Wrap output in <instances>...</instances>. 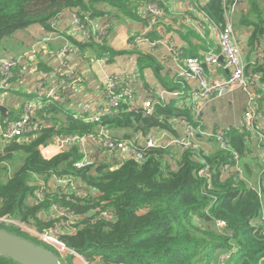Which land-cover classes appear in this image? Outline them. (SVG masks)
<instances>
[{
    "label": "trees",
    "instance_id": "1",
    "mask_svg": "<svg viewBox=\"0 0 264 264\" xmlns=\"http://www.w3.org/2000/svg\"><path fill=\"white\" fill-rule=\"evenodd\" d=\"M136 1L0 0V43L4 37L35 25L42 26L48 33H58L53 23L59 22L67 10H77L80 16L87 15L95 23L98 17L107 15L99 9L100 4H107L120 15L142 20ZM224 10V0H199L189 15L199 22L204 13L213 25L223 30L226 27ZM238 10L239 25L251 31L248 46L252 51L259 49L252 73L259 76L262 83L252 79L246 64L248 77L259 86L264 84V0H244ZM184 28L201 38L194 30ZM106 31L108 33L99 41L68 38L82 55H91V62L105 58L108 63L121 51L116 52L109 46V30ZM205 33L207 35V31ZM151 36L158 38L155 32ZM135 52L139 57L140 74L147 68L152 69L162 87L182 90L178 78L170 80L166 74L162 75V65L150 51ZM137 75L140 80L141 75ZM15 80L17 82L18 77L11 83ZM143 83L146 86L145 79ZM258 96L260 105L261 95L258 93ZM33 99L29 96L26 101ZM136 102L122 104L117 114L106 115L98 123L75 119V113L67 110L63 103L39 108L31 121L37 130L23 143L9 142L0 153V218L11 217L40 232L59 227V240L90 264H264V224L259 222L264 211V196L261 198L248 183L256 184L258 176L253 179L254 168L247 163L242 168L245 179L239 172H224L226 165L235 164V154L241 161L247 160L250 154V134L237 127L226 134L228 150L219 148L210 153L200 147L151 148L144 151L142 160L116 161L114 169L112 156L110 160H97L92 167L75 168V163L84 157L77 144L68 145L50 159L43 157L41 148L52 145L56 137L98 136L104 131L113 141H137L130 135L116 138L109 132L131 129L134 135L145 138L153 130L167 131L181 138L174 128L175 119L198 125L191 108L180 107L177 101L156 104L152 115H146ZM260 106L264 119L263 101ZM21 115L22 112L19 116L9 115L8 119L16 120ZM16 158L21 164L11 169L9 165ZM206 167L209 171L205 176L200 175ZM55 177L76 179L87 193L77 197L69 189L52 188L50 181ZM42 181L47 183L48 189L40 201H33ZM54 205L71 214L74 224L71 225L66 216L47 218V212ZM102 212L111 217H103ZM0 229L29 239L59 256L54 247L41 244L14 225L0 224ZM226 254H230L229 259L224 258ZM72 258L70 255L69 262ZM0 264L19 263L0 256Z\"/></svg>",
    "mask_w": 264,
    "mask_h": 264
},
{
    "label": "built area",
    "instance_id": "2",
    "mask_svg": "<svg viewBox=\"0 0 264 264\" xmlns=\"http://www.w3.org/2000/svg\"><path fill=\"white\" fill-rule=\"evenodd\" d=\"M198 4L199 0H189ZM244 0H224V12L226 19V27L220 30L217 26L205 17L204 13H201V21H194L189 15H186L182 22L183 25L194 30L200 36L205 35L206 29H210L217 36L218 51H209L202 54L199 57H187L182 65L178 66V77L185 81H193L196 83V87L193 91L187 94L183 89L175 91L161 90L159 96L156 99H148L142 102L141 105L135 101L134 85L138 80V75H125L115 74L105 77L104 80V94L105 103L99 106L94 113H91L92 106L88 103L84 105L85 116H76V119H80L86 123H98L101 118L109 115L113 116L118 113V109L122 104L132 105L136 102L137 107L142 109L146 115H152L156 104L165 103L166 101L173 100L183 105L187 104L191 108L194 121L198 124L194 126L192 124H185L184 134L181 138H175L167 145H161L157 141V135L153 130L148 134V137L144 138L143 145L137 141H113L109 138L107 132L101 131L98 136L90 135L88 137H56L48 147L41 148V153L44 157L49 155V150L54 147L58 150V153L62 152L68 145L77 144L83 150L84 157L75 163V168L83 169L92 167L96 164L97 159L91 155V150L88 148L92 143L102 153H109L112 156L111 164L112 169L117 168L116 161H124L126 159L142 160L145 156L144 151L151 148H165L169 146H175L182 149L198 148L196 141L199 137L206 138L207 140L216 142L221 150H228V140L226 134L232 127L218 128L214 130L204 129V124L201 122V116L205 105L210 102L225 98L236 91L243 92L247 97V106L244 111V118L242 124L237 127L250 134L248 138L250 146H256L260 151V169L258 173V181L256 184L251 182L249 186L255 190L258 195L263 198L264 196V119L262 113V107L259 105L258 90L260 87L247 75L246 63L242 59L241 49L238 44L234 24L230 21L231 17L238 11L240 4ZM144 9L147 16V25L139 34H133L131 41L136 47H149L154 49L158 46H165L168 50L178 56V51L175 46L168 45L165 39L162 37L164 34L163 20L168 12L169 5L167 0H142ZM193 8V5L192 7ZM75 27L79 35L86 41H99L103 35L108 32L98 31L94 20L87 15L84 17L78 13L73 15ZM60 21V20H59ZM59 22L53 23L55 27H58ZM156 33L158 38L153 39L151 33ZM58 34V33H57ZM59 35V34H58ZM52 40L50 35L43 36L41 40L37 41L26 52L17 57H10L8 59H0V91L8 90L11 85V80L14 77H20V73L27 71V68L32 66V62L36 57L45 49L46 45ZM140 45V46H139ZM71 52V46L65 45L63 49L59 50L55 56L54 63H58V76L51 81L38 80L34 93L37 94L36 99L26 101L23 105L22 115L16 120H2L0 119V140L4 143H9L13 140L23 143L29 139V134L37 130L32 126V119L34 113L44 105L52 103H63L66 99L67 92L69 90L67 85L70 86V90L79 91L78 85L82 82V78L76 71L75 66L71 65L66 56ZM223 57V61L220 60ZM100 66L106 64L105 58L94 59ZM24 65V66H23ZM22 66V69L20 67ZM206 67L217 68L227 72V76H218L214 79H210L206 74ZM17 69V70H16ZM18 71V73H17ZM24 73V72H23ZM77 91V92H78ZM200 100L204 101V104L200 105ZM180 106V105H179ZM181 106V107H182ZM136 108V107H135ZM9 121V122H8ZM141 145V146H140ZM209 171L206 167L200 175L205 176ZM236 171L239 172L241 177L245 179L243 170L241 167V158L238 154H235V164L226 165L224 172ZM57 184V187H62L70 190L75 196H83L87 193L85 186L76 179H66L55 177L51 180ZM48 185L45 181L40 183V188L36 191L33 201H40L47 191ZM47 218H59L66 216L71 225L74 224V219L71 214H68L65 209L58 205H54L46 214ZM102 216L110 218L111 216L106 212H102ZM260 223L264 224V211L262 212ZM0 224L14 225L21 229V231L32 238L36 239L40 243H44L57 248L60 252L69 251L71 255L76 258L80 257V262L84 264H90L79 256L76 252L70 251L59 240V227H54L49 230L40 232L34 228H28V226L22 224L11 217L0 218ZM253 224V223H252ZM258 223H254L256 225ZM224 223H220L223 226ZM74 255H73V254ZM225 259L230 258V254H226Z\"/></svg>",
    "mask_w": 264,
    "mask_h": 264
},
{
    "label": "crops",
    "instance_id": "3",
    "mask_svg": "<svg viewBox=\"0 0 264 264\" xmlns=\"http://www.w3.org/2000/svg\"><path fill=\"white\" fill-rule=\"evenodd\" d=\"M167 3L170 9L166 13V17L163 20L164 34L162 37L165 39L168 45L175 46V48L179 51L178 53H180L179 57H176L175 54L171 53L167 47L162 45L150 51L146 47L138 49L132 44V35L139 34L144 30L147 25V16L145 15L146 11L144 9V4L142 0H137L135 2L136 6L139 7L138 11L142 20H135L129 18L128 16L120 15L112 9L110 10L107 4L98 5L99 9L106 11L107 15H102L101 17H98L95 20L96 28L98 31H105L108 29L109 46L116 52L121 51L119 55L115 56L113 62L108 61V63L103 64V66L91 62V55H89V53H85L84 55H82L79 51L74 49L72 44H70V40L68 37H73L77 40L83 39L76 30L73 18V14H76L77 10H67L64 14H62L58 26L59 35L57 33H48L40 25H35L24 30L28 36V41L22 42L21 44L26 45V43H28V46H26L23 50H19V48L15 49L14 53L8 56V58L17 57L22 53L26 52L31 46H33L34 43L41 40L43 36L50 35L52 40L49 44L46 45L45 49H43V51L37 58V61L35 63V66H37V72L36 70H34L30 72V75H26V77H24L23 74H25V71H23L22 66L20 67V69H22L20 77H18L17 82L15 80L14 83H11V85L14 84L13 89L11 87L8 88L9 90H16V99L20 98V106H17L18 100H10L7 103L0 102L8 108V116H14V114L19 116L23 110V104L25 103L24 101L28 100L29 96L31 98L36 99V94L34 93V90L36 88L37 80H46L49 82L51 81V79L53 80L57 78L59 66L58 63H54L55 57H53V55L55 56V54L59 50H61L62 48H64L65 45L68 44L72 46V51L66 56V60L71 65L75 66L76 71L79 73V76L83 79L82 82L78 85V92L70 90L69 85L66 86L69 88V90L67 92V96L65 101L63 102V105L67 110L75 113V117L85 116L84 105L86 103L92 106L93 111H91V113H94L99 106L105 103L106 99L104 94V80L105 77L109 75H134L139 73V75H141V78L140 80H137L134 85V95L139 105H141L142 102H145L148 99L158 97L161 90L170 91L161 86L160 82L156 79L152 69L147 68L142 74H140L138 66L139 57L135 52L138 50L150 51V54H152V56L155 57L157 61L162 65V75L166 74L165 76H168L170 80L173 77L178 78L182 86L181 89H183L187 94L191 93L196 87V83L193 81H185L179 78L177 74L178 66L182 65L187 57H199L209 51H218L217 36L210 29L207 28V35L205 33L204 36H200L201 38H199L198 36L195 37V35L190 34L188 31H186L187 29L184 28L182 22L183 18L186 15H189L190 10L192 9V5L197 3H194L189 0H167ZM238 11L234 15H237ZM234 30L238 44L241 49L242 59L248 66L247 72L249 75H253L252 64L253 61L258 58L259 53L257 52L259 49H256V51H252V48L248 46L251 31L249 28L242 27L239 25V14L237 17V22L234 23ZM189 36L191 38H189ZM192 47H199V49L196 51ZM206 74L210 79H214L218 76H227L226 71L209 67H206ZM253 77V80L257 79V82L262 83V79L260 80L259 76L253 75ZM24 79L26 80L23 81ZM142 79H145L147 83L146 86L143 83ZM260 85H262V87H259V89L261 90H259L258 93L261 95V105V102H264V84ZM4 95L5 94L2 95V98ZM153 95L156 96L153 97ZM239 99H241V101L243 100L242 110L239 114V117L235 120L234 123H209V121H211L215 114H217L222 109L232 107L234 103ZM177 104L180 105V107L182 106V104L179 102H177ZM202 104H204V101L200 100V105ZM186 106L188 105L185 104L184 107ZM246 106L247 97L241 91H236L233 94L222 98L216 102L215 100L210 102L208 105H205L203 114L201 116V122H203L204 124V129L214 130L216 127H239L243 122L244 111L246 109ZM14 109L15 113L13 111ZM0 119L9 120L8 117L4 118L2 114H0ZM174 128L178 132L179 137H182L184 134L185 124L182 121L175 119ZM109 132L116 138H125V136L130 135L133 136L135 139L138 138L139 144L143 145L144 143V137L140 134L134 135V132L131 129L113 130ZM155 134L157 135L158 143L161 145H167L170 141L175 139V137L167 131L156 130ZM203 140V137H199L197 139L198 142H203ZM212 143H214L215 145H213L210 150L205 151L212 153L220 148L216 142L212 141ZM1 144L2 143L0 142V153L4 150V147H1ZM88 148H90L91 150V155L97 160H101L104 158H107L109 160L111 159L109 153L100 152L92 143L89 144ZM48 150L49 155H47V157L43 156L44 158L50 159L56 154H58V150L54 147H51ZM260 160V151H258L256 146H251L250 154L249 156H247V160L242 159L241 161V167L244 169L245 163L253 167V179H255L259 173V170L255 169L258 166L260 167ZM50 185L52 188L57 187V184L53 181H50Z\"/></svg>",
    "mask_w": 264,
    "mask_h": 264
},
{
    "label": "rangeland",
    "instance_id": "4",
    "mask_svg": "<svg viewBox=\"0 0 264 264\" xmlns=\"http://www.w3.org/2000/svg\"><path fill=\"white\" fill-rule=\"evenodd\" d=\"M237 17H238V13H237V15H233L231 17L230 21L234 24L235 22H237ZM27 41H28V36H27V34H26V32L24 30L16 31L12 35H10L8 37H4L2 39V41H1V43H0V59H8V56L13 54L15 49H17V48H19V50L20 49H22V50L25 49V47L28 46L27 45L28 43H26V45H22L21 43L22 42H27ZM138 48H144V47L140 46ZM146 48L149 49L150 51L152 50L148 46ZM36 61H37V57L32 62L33 65L30 66V68L28 67L27 71L25 72V74H23L24 77H26V75H30V72L36 70V68H37V66H35ZM93 62L98 64L95 60H93ZM98 65H100V64H98ZM36 72H37V70H36ZM17 73H18V71H17ZM25 80L26 79H24L23 81H25ZM37 82H38V80H37ZM13 85L14 84H12L9 87H11L13 89ZM16 93L17 92H16L15 89L14 90H9L8 89L6 91H0V102L7 103L10 100H12V101H17L18 100L17 101V106L19 107L20 106V98L16 99V97H17ZM3 94H5V95L2 98ZM218 100H220V99H218ZM218 100H215V102L218 101ZM242 101H241V99H239V100H237L234 103V105L232 107L220 110L217 114H215L213 116V118L211 119V121H209V123H234L235 120L239 117V114H240V112L242 110ZM13 111L15 113V109ZM0 142L2 143L1 147H4V148L7 147V144L4 143L2 140H0ZM213 145H215V144L212 143V141L207 140V137L204 138L203 142H198V141L196 142V146L200 147V148H203L204 150H210L211 147H213ZM179 151H182V150H179ZM20 164H21V161H19V158H16V159H14L13 164H10L9 167L11 169H13L14 167H18ZM259 168L260 167L258 166L255 170H259ZM20 231H21V229H20ZM41 244H44V243H41ZM56 250H57V252L59 254L61 264H84V262L83 263L80 262V257H76V258L73 257L71 262H69V258H70V255H71V253L69 251L60 252L57 248H56Z\"/></svg>",
    "mask_w": 264,
    "mask_h": 264
},
{
    "label": "water",
    "instance_id": "5",
    "mask_svg": "<svg viewBox=\"0 0 264 264\" xmlns=\"http://www.w3.org/2000/svg\"><path fill=\"white\" fill-rule=\"evenodd\" d=\"M220 60L223 61V57ZM8 113V108L0 103V114L7 118ZM0 256L19 264H61L60 257L53 251L3 229H0Z\"/></svg>",
    "mask_w": 264,
    "mask_h": 264
},
{
    "label": "bare ground",
    "instance_id": "6",
    "mask_svg": "<svg viewBox=\"0 0 264 264\" xmlns=\"http://www.w3.org/2000/svg\"><path fill=\"white\" fill-rule=\"evenodd\" d=\"M198 4H199V1H198ZM198 4H194L193 5V8L191 9V10H194L197 6H198ZM74 15V14H73ZM188 28V27H187ZM192 30V29H191ZM154 49H156V47L154 48ZM78 91V90H77ZM156 135V134H155ZM148 137V136H147ZM145 138V137H144ZM53 143V142H52Z\"/></svg>",
    "mask_w": 264,
    "mask_h": 264
}]
</instances>
